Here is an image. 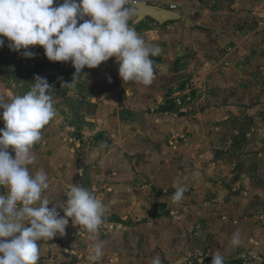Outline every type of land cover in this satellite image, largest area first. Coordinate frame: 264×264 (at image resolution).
Segmentation results:
<instances>
[{
	"label": "crops",
	"instance_id": "1",
	"mask_svg": "<svg viewBox=\"0 0 264 264\" xmlns=\"http://www.w3.org/2000/svg\"><path fill=\"white\" fill-rule=\"evenodd\" d=\"M168 1L178 6L176 12L187 16L190 24L180 20L159 23L151 17L138 20L137 6L130 20L149 46L161 49L151 57L155 71L151 86L123 82L115 57L102 63L100 81L105 92L99 97V107L116 105L128 120L121 125L125 131L116 150L141 155L133 161L120 157L115 174L101 166L97 171L89 169L85 159L78 172L86 185L91 183V172H100L102 177L106 171L100 179L111 186L106 190L109 196L124 198L130 196V184L178 177L192 187L184 198L196 204L184 207L179 226L157 223V211L151 212L149 206L147 220L111 225L114 232L108 230L104 217L103 227L95 233L73 226L69 219L65 235L39 242L38 264H152L157 256L161 264L163 259L168 264H211L217 250L224 253V264H264V32L251 35L257 22L264 21V0H216L220 12L216 18H209L192 0ZM226 54L228 65L221 64ZM12 72L10 66L7 73ZM0 94L13 99L7 89ZM111 115L104 116L100 130L115 120ZM4 126L0 120V128ZM53 130L43 144L38 141L32 147L36 159L29 171L46 174L52 188L42 196L51 199L49 208L57 206L63 216L61 208L66 206L70 187H81L82 182L75 178L76 151L70 149L73 155L63 158L67 147ZM8 151L15 156L11 148ZM112 152L101 162L109 161ZM175 152L180 154L174 160ZM128 163L138 174L128 172ZM48 170L69 174L65 179L59 174L49 177ZM4 192L0 188V194ZM132 194L142 206V192ZM148 199L156 198L149 194ZM143 206L140 215L146 212ZM117 212L122 221L127 220ZM237 231L242 242L231 246ZM104 232L106 238L98 236ZM100 242L103 254L93 260L94 246Z\"/></svg>",
	"mask_w": 264,
	"mask_h": 264
},
{
	"label": "clouds",
	"instance_id": "2",
	"mask_svg": "<svg viewBox=\"0 0 264 264\" xmlns=\"http://www.w3.org/2000/svg\"><path fill=\"white\" fill-rule=\"evenodd\" d=\"M135 0H0V47L6 38L13 52L41 47L51 62L71 61L78 79L85 67L95 69L115 57L123 82L151 86L155 71L151 57L160 54L158 46H149L137 34L130 20ZM54 3L58 6L53 7ZM88 17V19H85ZM82 21V22H81ZM34 86L26 94L8 100L0 94V264H38L40 241L65 235L69 219L88 233L103 224L105 205L89 190L72 185L66 206L49 208L42 196L48 189L42 170L29 171L36 157L32 147L41 139V130L55 116L51 86L37 75ZM66 84L64 86H68ZM126 91V96L129 95ZM93 102H97L94 97ZM15 153L13 157L8 149ZM185 189L179 187L172 200L179 202ZM79 232V235H83ZM239 231L232 234L230 245L241 244ZM103 242L94 246L93 260L102 256ZM115 264V261L112 262ZM152 264H161L159 257ZM202 264V262H201ZM211 264H224V253H212Z\"/></svg>",
	"mask_w": 264,
	"mask_h": 264
},
{
	"label": "rangeland",
	"instance_id": "3",
	"mask_svg": "<svg viewBox=\"0 0 264 264\" xmlns=\"http://www.w3.org/2000/svg\"><path fill=\"white\" fill-rule=\"evenodd\" d=\"M3 39L5 40L4 46L0 47V90L4 91L7 89V93L14 98L17 95H23L30 91L34 86V78L37 75L48 81L51 86L49 94L52 97V102H55L53 105L55 116L50 123L44 127V130L41 131L42 135L39 143L40 145L43 144L46 138L50 137L52 132H54L53 129H55V133L64 140L63 145L67 147L63 154V158L73 155L69 152L70 149L71 151H76L74 156H76V161H79L76 166L77 171L75 170L76 180L82 182V177H80L78 171L81 169L80 164L83 159L89 161V169L97 171L101 166V168L107 170L109 174H115L117 172L116 164L117 161L120 162V157L133 161L135 156L141 155V153L135 151L122 153L121 150H116L118 143L122 142L121 138L125 131L122 130L121 125L128 122V120L124 116L123 109H118L116 105H106L104 108L99 107L100 102H102L99 97L102 96V92H105L104 84H101L102 82L100 81L103 72V64L95 69L85 67L79 74L78 79L73 80L75 69L71 61L67 63L51 62L44 55L43 48L39 46L29 49L34 55L31 58H27L23 55L25 50L21 49L20 52H13L9 49V42L7 39ZM10 66H12L13 69L12 74L7 73ZM70 83L71 85L64 86ZM92 97H94L97 102H93ZM110 114H112L111 117H114L115 120H112L108 126L104 125L105 128L102 127L100 130L104 116L106 118V115L109 116ZM85 118L93 119L96 122H87ZM132 137L131 134V138ZM131 140L132 139L129 141ZM78 144L81 145L80 148H78ZM111 151H113L112 153L114 156H110L109 161L101 162L102 158H108ZM98 152L103 153L102 157L98 156V154L94 155V153ZM179 154L180 152L175 154L173 157L174 160L179 157ZM46 155L49 156L51 154L46 153ZM144 164L147 165L148 162ZM107 172L104 171L102 177L100 172H91V177L89 178L91 183L85 185L84 182H82L81 187L89 190L105 205L106 211L104 219L109 225V231L114 232L110 229V226H119L122 224L121 222L125 224L144 222V220L148 219V206L151 212L152 209H156L157 212L154 218H157V223L175 224L179 226L180 223H183L184 207L188 208L196 204L195 201L184 198L189 194L192 187L184 183V179H179L178 177H173L168 182L163 180L155 184H130V196L125 198L114 195L109 196L111 193L106 190L107 187L110 188L111 186L101 183L100 179L105 178ZM128 172L131 175L132 172L138 174L137 168L131 167L129 163ZM47 174L49 177L59 174L61 179H65L68 177L69 173L67 171L61 172L60 170L55 173L53 170H48ZM174 174L177 176L179 174L178 170H175ZM179 187H183L185 192L183 198L179 202H174L172 200V194ZM49 188H52V185H50ZM132 192H142V195L145 197L143 202L144 206L142 205L145 207L146 211L144 215H140L143 213L141 209L142 206H139L140 200L137 201L133 199ZM149 194L152 196L155 195V201H153V199H148ZM107 196H109L107 199L104 198ZM49 202L53 201L49 199ZM122 206H124V209H122ZM48 207H50V205ZM117 211L124 213L123 215L127 216V220L125 218V220L122 221V216ZM127 221L130 223H127ZM100 227H103V224ZM104 233L98 236L100 237L102 235L103 238H106L107 233ZM193 239L196 240L197 237L194 236ZM162 261V264H168L166 260L163 259Z\"/></svg>",
	"mask_w": 264,
	"mask_h": 264
},
{
	"label": "built area",
	"instance_id": "4",
	"mask_svg": "<svg viewBox=\"0 0 264 264\" xmlns=\"http://www.w3.org/2000/svg\"><path fill=\"white\" fill-rule=\"evenodd\" d=\"M146 3L152 6H159L163 9L176 12L178 11V6L169 2L168 0H145ZM197 2L201 8L206 12L209 18H216L220 16V12L218 11V6L216 0H192ZM140 3V0H135L134 3H131V7H136ZM264 32V21H258L257 24L254 26L251 35H255L258 33ZM250 35V36H251ZM229 54H226L224 59L221 60V64L228 65L229 62L227 60Z\"/></svg>",
	"mask_w": 264,
	"mask_h": 264
},
{
	"label": "water",
	"instance_id": "5",
	"mask_svg": "<svg viewBox=\"0 0 264 264\" xmlns=\"http://www.w3.org/2000/svg\"><path fill=\"white\" fill-rule=\"evenodd\" d=\"M55 7V3L53 5ZM138 9V20H143L146 17H151L155 19L159 23H166L170 21H182L183 23H189L187 16L181 15L179 12H173L166 9H163L159 6H152L148 3L142 1L140 4L137 5ZM245 257V256H243Z\"/></svg>",
	"mask_w": 264,
	"mask_h": 264
}]
</instances>
